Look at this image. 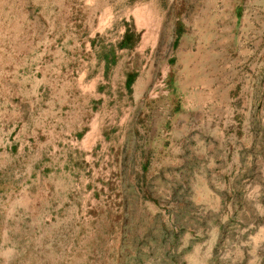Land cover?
<instances>
[{
    "label": "rangeland",
    "instance_id": "rangeland-1",
    "mask_svg": "<svg viewBox=\"0 0 264 264\" xmlns=\"http://www.w3.org/2000/svg\"><path fill=\"white\" fill-rule=\"evenodd\" d=\"M0 264H264V0H0Z\"/></svg>",
    "mask_w": 264,
    "mask_h": 264
}]
</instances>
